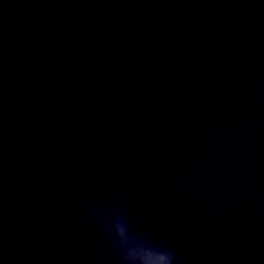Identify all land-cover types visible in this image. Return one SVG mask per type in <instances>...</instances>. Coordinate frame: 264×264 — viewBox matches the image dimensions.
Instances as JSON below:
<instances>
[{"label":"water","instance_id":"1","mask_svg":"<svg viewBox=\"0 0 264 264\" xmlns=\"http://www.w3.org/2000/svg\"><path fill=\"white\" fill-rule=\"evenodd\" d=\"M113 185L193 264H264V0H0V264H103Z\"/></svg>","mask_w":264,"mask_h":264},{"label":"clouds","instance_id":"2","mask_svg":"<svg viewBox=\"0 0 264 264\" xmlns=\"http://www.w3.org/2000/svg\"><path fill=\"white\" fill-rule=\"evenodd\" d=\"M83 217L97 229L112 255L103 264H193L179 253L169 238L151 233L139 217H134L113 185L108 196H94L83 206ZM209 264H244L238 255L213 257Z\"/></svg>","mask_w":264,"mask_h":264}]
</instances>
